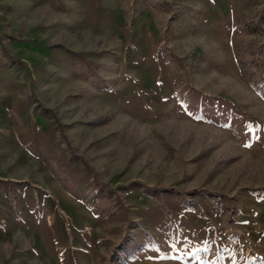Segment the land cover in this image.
Here are the masks:
<instances>
[{
	"label": "rangeland",
	"instance_id": "374dc122",
	"mask_svg": "<svg viewBox=\"0 0 264 264\" xmlns=\"http://www.w3.org/2000/svg\"><path fill=\"white\" fill-rule=\"evenodd\" d=\"M0 264H264V0H0Z\"/></svg>",
	"mask_w": 264,
	"mask_h": 264
}]
</instances>
